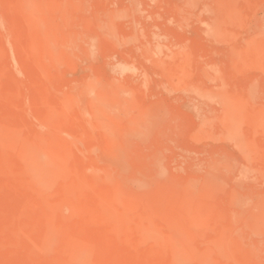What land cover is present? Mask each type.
I'll return each instance as SVG.
<instances>
[{
  "label": "rangeland",
  "instance_id": "1",
  "mask_svg": "<svg viewBox=\"0 0 264 264\" xmlns=\"http://www.w3.org/2000/svg\"><path fill=\"white\" fill-rule=\"evenodd\" d=\"M0 264H264V0H0Z\"/></svg>",
  "mask_w": 264,
  "mask_h": 264
}]
</instances>
